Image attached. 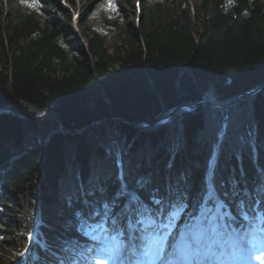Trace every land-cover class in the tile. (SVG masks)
Returning a JSON list of instances; mask_svg holds the SVG:
<instances>
[{"label":"trees","instance_id":"trees-1","mask_svg":"<svg viewBox=\"0 0 264 264\" xmlns=\"http://www.w3.org/2000/svg\"><path fill=\"white\" fill-rule=\"evenodd\" d=\"M134 1H116L119 13L113 26L121 37L110 51L104 38L89 27L94 4L84 6L78 20L84 47L58 0H39L35 9L7 0V10L0 9V106L31 117L49 114L28 123L0 118V171L5 172L0 178V264H13L19 257L39 206L44 212L40 227L44 241L59 244L71 225L69 211L60 208L62 181L68 176L78 181L73 170L82 168L84 175L89 170L81 164V156L91 161L98 175L110 148L109 132L121 148L124 140L134 137L130 125L115 123L87 135H55L48 141L45 138L56 129L58 119L71 132L99 119L139 124L204 95L225 106L264 82V0H235L231 7H221L226 0H140L135 25ZM248 99L227 111L210 109L217 129L227 122L222 161L231 165L243 161L252 143L264 152V89ZM203 116L185 114L181 121L190 143ZM242 144L247 146L241 148ZM134 145L132 152L148 154L144 165L155 163V168L142 173L157 171L154 182L161 186L165 170L152 160L154 146L162 149L159 140L145 134ZM179 151L174 178L189 177L194 173L193 157L186 148ZM198 177L199 173L187 180L193 191L198 189ZM236 181L232 171L227 176L217 171L222 194L226 182ZM52 219L53 229L46 230ZM47 256L35 246L28 262L46 264Z\"/></svg>","mask_w":264,"mask_h":264},{"label":"snow or ice","instance_id":"snow-or-ice-1","mask_svg":"<svg viewBox=\"0 0 264 264\" xmlns=\"http://www.w3.org/2000/svg\"><path fill=\"white\" fill-rule=\"evenodd\" d=\"M20 2L30 9L40 6L39 0ZM96 6H106V10L119 13L115 0H103ZM224 6H235V0H226V5L221 7ZM206 103L211 105L212 99ZM160 123L167 125L168 121L162 119ZM213 137L214 152L196 191L179 176L175 181L170 179L163 189L154 191L156 186L149 178L130 182L118 173L114 187L94 179L92 190L85 191L83 197L79 192L69 194L72 223L59 244L63 253L61 264H234L238 253L248 258L261 256L264 170L254 172L252 179L244 183L237 180L229 186L226 182L225 194L232 201L229 203L216 183L224 138L219 132L213 133ZM246 146L242 144L241 148ZM114 163L122 167L115 157ZM144 193L149 199H144ZM193 200L196 210L189 213ZM185 215L183 228L175 233L177 218ZM50 246L48 241L42 245L45 249ZM18 255L23 257L25 252Z\"/></svg>","mask_w":264,"mask_h":264},{"label":"rangeland","instance_id":"rangeland-1","mask_svg":"<svg viewBox=\"0 0 264 264\" xmlns=\"http://www.w3.org/2000/svg\"><path fill=\"white\" fill-rule=\"evenodd\" d=\"M82 2H83V0H78V2L76 3L75 8L77 10H79V8H81L82 5L84 4V2L83 3ZM116 35H117L116 31H113V30L106 34V40H107L108 49L111 47L110 45L115 41Z\"/></svg>","mask_w":264,"mask_h":264},{"label":"bare ground","instance_id":"bare-ground-1","mask_svg":"<svg viewBox=\"0 0 264 264\" xmlns=\"http://www.w3.org/2000/svg\"><path fill=\"white\" fill-rule=\"evenodd\" d=\"M80 161H81V164L83 166H87V164H88V158L86 156H81L80 157Z\"/></svg>","mask_w":264,"mask_h":264}]
</instances>
